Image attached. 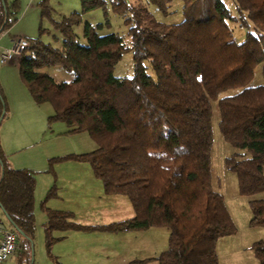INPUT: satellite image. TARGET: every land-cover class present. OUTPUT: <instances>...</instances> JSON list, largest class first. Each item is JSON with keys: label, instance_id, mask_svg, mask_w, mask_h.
Here are the masks:
<instances>
[{"label": "trees", "instance_id": "trees-1", "mask_svg": "<svg viewBox=\"0 0 264 264\" xmlns=\"http://www.w3.org/2000/svg\"><path fill=\"white\" fill-rule=\"evenodd\" d=\"M79 10L51 18L48 0L37 6L51 18L60 45L29 38L21 53L19 76L36 103L49 102L48 122L63 121L67 131L85 130L97 145L85 153L51 157L88 161L107 195L129 199L133 216L108 225H83L72 214L44 206L46 236L54 228L112 232L166 227V249L125 264H219L216 241L236 226L223 194L212 184L211 102L216 101L219 131L238 151L224 158L236 174L241 195L264 191V82L251 80L259 65L264 77V0H181L182 18L166 22L153 11H169L173 0H80ZM100 9L103 21H82ZM127 26L129 41L109 28V13ZM0 0V33L8 25ZM231 22L243 27L237 39ZM82 23L81 34L75 26ZM45 29L40 30V32ZM132 54L131 76H115L123 53ZM60 66L73 78L56 81L44 67ZM151 68L153 74L148 72ZM229 89L233 93L220 94ZM0 90V123L6 115ZM50 167L48 170H50ZM35 172L14 168L0 146V209L18 234L20 253L34 230ZM250 225L264 226V198L248 201ZM21 232V234L19 233ZM254 256L264 264V241Z\"/></svg>", "mask_w": 264, "mask_h": 264}, {"label": "rangeland", "instance_id": "rangeland-1", "mask_svg": "<svg viewBox=\"0 0 264 264\" xmlns=\"http://www.w3.org/2000/svg\"><path fill=\"white\" fill-rule=\"evenodd\" d=\"M29 1L5 0V9L8 11L9 22L11 23L10 34L17 35L15 37H39L44 42L49 41L59 46L60 38L55 39L53 37L56 32H53L51 18L58 20L62 15L69 14L73 10H79L80 0H48V4L52 8L51 18L42 17L39 8L34 11L30 7L24 11ZM39 1L31 0V3L37 6ZM223 1L232 13H236L232 0ZM180 6L181 0H173L169 7L170 12L162 13L154 10L153 13L157 19L162 21H179L182 18ZM22 15L25 16L24 21H20ZM85 20H88L91 24L102 22V11L97 8L84 12L82 21ZM109 20L111 26L103 29L100 33L117 32L128 42L127 26L122 22L120 16L110 12ZM229 24L233 28L235 37L237 39L241 38V35L244 34L243 27L238 25L237 22L230 21ZM42 29L45 30L40 32ZM75 31L81 34L82 23L75 26ZM8 38L7 35L0 39V45L7 40L9 41ZM3 64L0 63V90L7 104L5 114L8 115L10 104L3 87L6 82L13 87V78L11 72L5 70ZM43 71L51 75L56 81H69L73 78L72 71L63 69L60 66L44 67ZM148 72L153 74L151 68H148ZM132 73V54L128 50L123 53L120 60L115 64L113 74L115 76H131ZM262 82H264V77H262L261 68L258 65L254 70L251 84L256 85ZM236 90L229 89L220 94H229ZM211 106L213 143L210 160L212 184L217 191L223 194L225 205L236 226L234 233L217 239L218 261L219 264H261L254 256L251 248L255 241H264V226L249 224L251 213L248 201L254 198L255 194L241 195L238 193L236 174L224 165V158L238 151V149L223 139L218 127L219 112L216 101H212ZM52 113V105L49 102H44L37 105L29 117L21 119L18 115L22 122L18 124L15 130L19 129L17 134L26 143V148L19 156L29 158L31 155L28 154H33L34 151L45 146L55 152V155L85 153L96 147V141L87 131L69 132L67 131L68 125L63 121L48 122V116ZM14 114L16 115V111ZM6 115L1 124L5 122ZM1 127H5V125ZM13 132L12 130L11 133ZM31 143L35 145L32 144V146ZM45 160L47 165L44 171H47L46 173L51 176L57 174L54 163L72 160V162L82 163L83 165H72L69 170H67V167H62L63 171L67 170L62 174L71 181L68 185H59V182H57L56 186H52L48 190L43 186V181L39 182V191L34 193V230L32 238L29 241L27 240L28 249L20 253L19 264H125L131 259H142L157 255L166 249L168 243V229L166 227L130 230L128 232H112L105 229L54 228L49 233V239L45 232L44 223L47 217L44 206L54 210L70 212L72 220L83 225H108L129 218V215L133 214V207L127 196L120 194L121 200H116L112 195L105 194L103 185L102 191L97 192L99 190L97 184L99 182L101 186L102 182L95 176L88 161L66 159L55 161L50 167L48 158ZM49 167L50 170H48ZM58 176L60 180L61 174ZM76 253L81 256H76ZM148 264H156V262L151 261Z\"/></svg>", "mask_w": 264, "mask_h": 264}, {"label": "crops", "instance_id": "crops-1", "mask_svg": "<svg viewBox=\"0 0 264 264\" xmlns=\"http://www.w3.org/2000/svg\"><path fill=\"white\" fill-rule=\"evenodd\" d=\"M33 3H34V1H33ZM5 5H6V3H5ZM30 7H32V9L34 11H36V9L38 8V6H34V4H32L31 0H30L26 4L24 11L29 9ZM24 19H25V16L22 15V18L20 19V21L21 20L24 21ZM5 20L8 23V25L0 33V39H2L3 37L8 35L9 41L7 40L4 43H2L0 45V50L2 48L9 46L10 43L12 42V40L14 39V37L17 36L14 34H10L11 23L9 22L7 10H6ZM20 37L25 38L27 41L29 38H31V37H27V36H20ZM20 57H21V54L16 55L11 60H9L8 62L3 64V67L5 68V70H7L8 72H11V74H12L13 87H11L8 82H6L5 86L3 87V91L5 92V95L8 99L9 104H10V111H9V114L6 115L5 122H3V124H1L3 121L2 120L0 123V146H1V149H2L6 159L8 160V163L12 167H14V168H28V169H31L35 172V178L36 179H35L34 193L36 191L38 193L40 181H43V184H44L43 186H45V189L48 188V190L50 189V187L56 186L57 182H59V185L70 184L71 181L69 180V178H67L62 173L69 170L72 165H76V164L83 165V164L78 163V162H72V160L71 161H65V162L63 161V163L62 162L57 163V164L54 163V167L56 169L57 174H56V176H51L50 174L46 173L47 171H44V169L46 168V165H47L45 159L46 158L49 159L51 157H55V156H59V155H55V152L51 151V149L48 148V146H45L43 148H40L37 151H34L33 154H28V155H31V156H29V158H24V157L19 156V155H21L20 153H22V151L26 148V143H24V139L20 138L17 134L19 129L15 130L17 128L18 124H21V122H22V120H20L19 116L21 117V119L29 117L32 110H34L37 105L42 104V103H36L33 100L31 95L29 94L27 88H25L24 83L20 79V76H19ZM13 106L15 108L14 110H13ZM15 111H16V115L14 114ZM14 116H15V118H14ZM2 125H5V127H1ZM12 130L14 131L13 133H11ZM10 133H11V135L9 136ZM32 144L35 145L34 143H31V145ZM27 159H30V160H27ZM62 167H67L68 169L63 171ZM85 170L87 171V169H85ZM41 173H43V174H41ZM88 173H89V171H88ZM59 174H61L60 180H59V176H58ZM86 177H88V176L86 175ZM97 186L99 188V190L97 192L102 191V184L100 186V184L98 182ZM112 197H115L116 200H118V199L121 200L120 194H112ZM254 197L255 198H264V191L256 193ZM133 214H134V211H133ZM133 214L129 215V216L131 217V216H133ZM0 222L5 227L9 226L8 221L6 220L5 216L1 212V209H0ZM150 228H157V227H149V228H147V230ZM126 232H128V231H126ZM19 250H20V247L18 248L17 252L13 256L9 257L4 262V264H19L20 263L19 259L21 257ZM76 256H81V255L76 253ZM154 256H156V255L148 256V257H154ZM148 257H146V258H148ZM79 259H81V258H79Z\"/></svg>", "mask_w": 264, "mask_h": 264}, {"label": "built area", "instance_id": "built-area-1", "mask_svg": "<svg viewBox=\"0 0 264 264\" xmlns=\"http://www.w3.org/2000/svg\"><path fill=\"white\" fill-rule=\"evenodd\" d=\"M28 47V41L23 37H16L9 47L0 50V63H6L14 56L22 53ZM19 248L18 234L11 227H5L0 222V264L13 256Z\"/></svg>", "mask_w": 264, "mask_h": 264}, {"label": "water", "instance_id": "water-1", "mask_svg": "<svg viewBox=\"0 0 264 264\" xmlns=\"http://www.w3.org/2000/svg\"><path fill=\"white\" fill-rule=\"evenodd\" d=\"M6 216V215H5ZM7 217V216H6ZM19 233L21 234V232L19 231Z\"/></svg>", "mask_w": 264, "mask_h": 264}]
</instances>
